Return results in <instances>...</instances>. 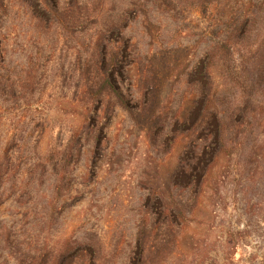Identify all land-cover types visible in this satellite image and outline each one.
I'll list each match as a JSON object with an SVG mask.
<instances>
[{
  "label": "rangeland",
  "instance_id": "374dc122",
  "mask_svg": "<svg viewBox=\"0 0 264 264\" xmlns=\"http://www.w3.org/2000/svg\"><path fill=\"white\" fill-rule=\"evenodd\" d=\"M133 3L115 0L112 13L124 12L123 29L106 35L130 44L114 57L113 69L114 85L127 98L137 93L130 49L141 54L147 68L143 115L131 116L120 102L109 110L103 101L97 112L94 105L70 103L72 83L62 82L55 69L84 54L80 36L53 25L40 51L41 62L47 60L40 101L10 111L8 104H0L1 264H19V257L35 250L45 253L49 264L61 256H74L76 264L142 259L146 264H264V117L244 141L231 133L235 146L217 159H210L209 152L201 156L202 147H189L173 131L188 130L196 117L200 98L187 84L224 29H206L203 21H191V14L174 19L148 2ZM9 9L13 16L16 9ZM21 18L8 20L5 39L9 65L18 67L35 49V35L27 31V22L20 24ZM112 53L107 49L108 72ZM203 123L214 124L212 112ZM13 129L28 144L9 147L12 161L4 164L5 138ZM49 149L54 156L46 155ZM207 163L211 174L199 187ZM62 164L64 173L59 172ZM238 164L245 167L243 174ZM177 197L186 201L184 215L177 216L180 232L164 236L162 222L180 210L172 201ZM141 225L147 235L143 243Z\"/></svg>",
  "mask_w": 264,
  "mask_h": 264
},
{
  "label": "trees",
  "instance_id": "16d2710c",
  "mask_svg": "<svg viewBox=\"0 0 264 264\" xmlns=\"http://www.w3.org/2000/svg\"><path fill=\"white\" fill-rule=\"evenodd\" d=\"M140 1L133 0L135 4L142 6L148 2L156 9L169 12L174 19L184 20L191 14V21L196 24L203 21L206 29L217 26V29H224L223 34L209 44L200 60L198 73L187 84L191 87V94L200 98L196 117L187 126L188 130L177 131L178 127L173 130L177 140H185L193 149L202 147L201 156L209 152L210 159H217L222 150L235 146L231 133H238L244 141L254 132L255 123L264 117V0ZM106 5L108 7L104 10ZM9 8L16 9L13 16L8 13ZM113 8H116L115 0H0V104H8L7 110L10 111L20 109L21 105L29 107L40 101V82L47 70V60L41 62L40 51L45 43L47 30L53 25L55 29L70 32L71 37L80 36L79 46L84 54L82 59L76 56V61L66 67L63 62L56 66L55 71L59 70L62 82L72 83L71 93L68 96L66 91L64 93L68 101L84 108L94 105L95 110H98L103 101L109 110L120 102L126 106L131 116L136 112L143 115L148 109L147 93L142 85L147 68L137 49H130L131 62L136 69L137 93L127 98L114 85L113 69L117 64L114 57L119 52L124 53L123 49L130 44L112 41L106 35L107 31L123 29L124 12L119 10L113 14ZM102 10L106 11V17H103ZM19 16L22 17L20 24L27 22V31L35 35V49L30 50L32 57H26L18 67L16 64L9 65L11 53L5 39L8 20H11V24ZM38 42H41L39 50ZM107 49H112L113 52L109 58V65L113 67L109 72L105 69ZM209 111L214 116V124L204 125L203 117ZM7 134L4 164L12 161V155L8 154L9 147L17 143L19 149L24 148L29 140L14 129ZM74 135L75 131L72 136ZM37 141L38 145L40 140ZM53 152V149H49L46 155L54 156ZM210 164L207 163V171L198 180L199 187L206 184L208 175L211 174ZM238 168L240 174L245 172L242 164H238ZM62 171L63 164L59 172ZM54 189H59V184L56 183ZM177 198L172 201L180 210L173 218L169 217L162 222L164 236L172 232L176 237L180 232L177 216L184 215L186 201ZM164 202L165 205L168 203L167 200ZM146 238L144 225H141L139 241L143 243ZM45 255L35 250L33 255L25 254L18 261L19 264H49ZM77 260L74 256L68 260L61 256L59 261L51 264H76ZM141 263L146 264V260L142 259L135 264Z\"/></svg>",
  "mask_w": 264,
  "mask_h": 264
}]
</instances>
